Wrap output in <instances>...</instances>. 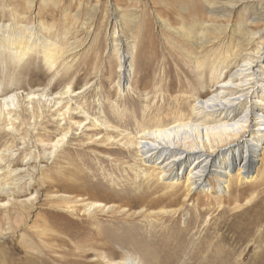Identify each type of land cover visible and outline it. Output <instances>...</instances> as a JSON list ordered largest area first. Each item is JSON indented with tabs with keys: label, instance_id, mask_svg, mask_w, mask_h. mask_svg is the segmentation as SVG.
Segmentation results:
<instances>
[{
	"label": "rangeland",
	"instance_id": "rangeland-1",
	"mask_svg": "<svg viewBox=\"0 0 264 264\" xmlns=\"http://www.w3.org/2000/svg\"><path fill=\"white\" fill-rule=\"evenodd\" d=\"M14 21L32 26L41 47L45 38L55 41L58 53L50 67L41 55L14 61L0 49V91L16 86V111L28 107L25 122L14 115L18 122L12 134L4 131L5 121L0 120V153L4 154L0 162V264L257 261L262 249L253 236L241 237L264 214V207L237 216L221 214L219 209L245 211L264 196V141L250 172L238 177V167L233 170L232 179H242V187L254 180L261 182L241 201L228 199L224 187L221 194L203 193L207 202H201L199 209L215 208L208 213L140 208L123 198L126 184L140 179L145 168L139 157L119 151L121 144H109L115 152H104L96 138L105 131L99 135L86 131L81 136L82 129L75 126L64 149L55 150L51 141L60 137L58 127L65 121L56 119L51 108L54 100L48 106L26 94L36 91L35 98L43 94L62 104L71 99L73 107L81 104L87 112L76 110L81 116L75 119L85 120L89 115L88 122L106 118L107 125L119 126V109L130 113L127 119L132 121L120 129L131 131L134 119L142 120L140 112L159 103L156 96L166 92L162 85L176 81L178 62L173 57L167 62L170 52L195 60L210 53L227 57L223 73L236 71L244 58L260 55L264 0H0V24ZM186 30L195 34L190 40L185 38ZM263 63L254 59L250 66L259 70ZM68 87L76 95H63ZM89 140L93 143L88 145ZM13 158L19 160L17 164L11 163ZM194 200L186 206L194 207ZM7 215L12 219H4ZM261 229L264 218L252 227L254 236Z\"/></svg>",
	"mask_w": 264,
	"mask_h": 264
},
{
	"label": "bare ground",
	"instance_id": "bare-ground-1",
	"mask_svg": "<svg viewBox=\"0 0 264 264\" xmlns=\"http://www.w3.org/2000/svg\"><path fill=\"white\" fill-rule=\"evenodd\" d=\"M257 7L260 8L261 3H258ZM31 27L26 24L21 25L18 21L0 24L1 52L7 53L14 61H20L24 57L26 59L27 55L33 57L41 55L48 66H54L58 53L56 42L45 38L41 47L39 45L41 42H38ZM184 27L183 24L181 30H184ZM187 31L184 35L186 40H190L195 34ZM261 41L258 51L260 55L244 58L238 64L239 68L236 71L231 69L224 73L222 64L226 62L227 57L224 59L210 53L200 60H195L182 53L170 52L166 57L167 62L170 60L169 57H173L178 62L176 81L162 85L163 90L166 87V92L156 96L159 103L154 102L152 106L140 110L142 120L134 119L135 128L130 129L131 131L120 129L127 124L130 125L132 121L127 119L130 113L127 115L119 109H116V114L119 116L120 125L113 126L107 125L110 123L106 118L105 120L94 118L88 122L89 115L85 120H76L75 117L81 116L74 113L76 110L81 109L79 113L84 114L87 112L81 104L73 107L68 102L71 99L62 104L59 99H46L43 94L35 98L38 96L36 91L27 93L26 97L43 100L48 106L54 100L51 108H55L56 119L60 123L65 121L58 127L60 133L62 132L60 137L51 141L55 150L64 149L66 141L69 140L68 136L72 137L73 134L69 135V133L75 126L76 129H82L81 136L87 135L88 131L97 132L98 134L95 135L105 131L104 135L96 138L100 140L98 145L104 152H113L114 147L110 145L121 144L122 148H117L119 151L139 157L145 168L139 174L140 179H133L124 187L127 190L126 196L123 197L126 198L124 201L138 205L140 208L149 206L175 214L188 212L192 215L196 213L200 215L215 209L214 207L199 209V205L207 202L204 192L217 191L221 194L224 193L225 187L227 193L224 194L228 199L237 202L261 185L260 181L254 180L242 187V184L244 185L242 179H238L237 182L232 179L236 167L239 171L238 177L240 173H248L252 170L260 148L263 147L264 67L260 66L261 68L256 70L254 69L256 66H250L254 59L257 62L264 60V40ZM168 69L165 70V74L170 71ZM146 74L150 75L151 72ZM175 92L176 95H172ZM75 93L76 91L68 87L63 95L69 94L72 97V94L76 95ZM17 96L16 86L0 91V120L5 121L4 131L9 134L17 128L18 116H21V120L25 122L28 115V107L23 108L20 113L16 111ZM14 115L18 116L14 117ZM134 117L138 118L135 115ZM94 136L89 135V138L92 139ZM92 143L89 140L87 144ZM3 160L4 154L0 153V162ZM18 161L13 158L11 163L17 164ZM194 198L197 203L194 207L188 208L186 205ZM95 204L101 206V203H94L92 206ZM197 206L198 209L195 210ZM262 207H264V196L245 211L238 212L234 211L235 207L225 206L219 209V213L237 216L239 213L249 214ZM22 214L20 213L19 216L21 217ZM4 217L6 220L12 219L10 215ZM263 218L264 214H260L252 226L244 229L245 235L241 237L247 240L253 236L252 240L257 243L256 246L262 249L256 257L257 261H250L251 257L249 264H264V230L261 229L255 236L252 231V227L260 223ZM113 264L131 263L125 261Z\"/></svg>",
	"mask_w": 264,
	"mask_h": 264
}]
</instances>
